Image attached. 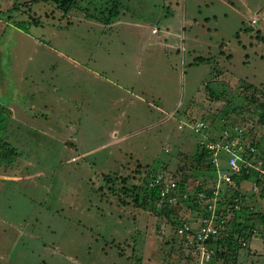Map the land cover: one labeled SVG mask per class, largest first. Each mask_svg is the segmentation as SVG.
<instances>
[{"label":"rangeland","instance_id":"rangeland-1","mask_svg":"<svg viewBox=\"0 0 264 264\" xmlns=\"http://www.w3.org/2000/svg\"><path fill=\"white\" fill-rule=\"evenodd\" d=\"M119 1L121 23L110 28L76 8L1 0L5 23L21 5L31 11L16 18L40 25L0 28V101L17 96L28 114L13 120L1 105L0 144L17 156L0 160V264H197L177 229L202 215L181 196L168 215L142 207L150 172L184 178L186 194L198 182L210 188L219 166L195 171L194 157L224 124L243 127V142L264 153V108L243 92L264 84V0ZM62 17L65 28L55 27ZM250 182L244 212L264 213ZM217 200L228 206L216 195L210 211ZM255 234L234 263L210 264H264V233Z\"/></svg>","mask_w":264,"mask_h":264},{"label":"trees","instance_id":"trees-1","mask_svg":"<svg viewBox=\"0 0 264 264\" xmlns=\"http://www.w3.org/2000/svg\"><path fill=\"white\" fill-rule=\"evenodd\" d=\"M43 2H51L54 4L57 9H60L63 13L68 12L69 10L76 8L80 11H83L85 13L86 19L95 20L97 22H100L102 24H111L118 20L122 4L119 0H100L101 2L98 5H94L93 8L90 10L88 7H80L78 5V0H41ZM92 3V2H91ZM15 9V6L10 9ZM38 18L22 21V20H13V24L26 31L27 28H29L32 25H39ZM195 60L197 61H206V58L202 57H196ZM208 60V59H207ZM209 62V61H207ZM243 92H245L248 101L254 105L256 108H264V102H258L259 96L264 97V84H260L259 87L250 83H246L243 87ZM212 93V91H211ZM249 94V95H248ZM248 95V96H247ZM212 97V96H211ZM0 110H3L2 106L0 105ZM3 115V114H2ZM4 116V115H3ZM261 119V122L264 119V114L262 113L259 120ZM4 125V124H3ZM3 125L0 124V127ZM225 124L223 128L225 129ZM223 129V130H224ZM222 130V132H223ZM222 132L220 133L218 138H213L211 141H218L222 139ZM245 133V132H244ZM243 133V134H244ZM242 134V135H243ZM244 136V135H243ZM244 139V138H242ZM247 143V140L245 141ZM201 144L198 143L197 152L194 157L195 165L194 169L195 171H208V170H216V168L210 163L209 156L207 154V151L200 146ZM249 145L253 146L254 148L258 149V144L255 142L249 141ZM7 145L6 144H0V151L2 150L3 153L0 155V160L10 163L13 160V158H16L17 153L14 154L13 152L8 155L6 150ZM257 158L264 161V153L259 152L257 155H251L247 158V161H255ZM0 161V162H1ZM163 172V171H162ZM202 173V172H201ZM228 173H230L229 182L224 181V187L227 189H222L220 185L217 184V178H213V182L211 184L210 188L203 189V182L196 183L192 193L186 194L184 191V183L185 179H181L180 182L176 181L177 189L183 194L185 193L186 196H181L180 200H183L187 202V204L190 205L192 209L197 210V214L202 216H209V209H208V203H205V205H201V202L198 201V194L205 192L207 196H212V194L217 189L218 194L222 199L228 201L227 207H222L221 200H217V205H221L220 209L216 211V215L218 217H222L226 220L225 228L220 231L219 235L215 239H211L207 242V244L212 249L211 259L214 256L215 258L222 257L224 262L225 261H232L235 260V258L238 255V252L240 249H242L244 246H242V243H245L253 238L255 236V232L258 233H264V213L262 212H244L245 203H246V196L240 191L241 186L243 185L244 181L251 180L252 183L256 182L259 185V195L260 197H264V182H262L258 176V174L250 169L249 166L243 165L241 163L240 169L237 172H231L228 170ZM145 183V182H144ZM223 187V188H224ZM227 190H232V193L227 194ZM143 199L140 202V205L142 207H145L146 204H154L156 205V197H157V191L156 190H148L147 182L144 185V190L141 192ZM241 198L239 203V208H235L236 205V199ZM152 202L153 203H147ZM179 201V200H178ZM180 202V201H179ZM177 202V204H179ZM174 206H178V205ZM157 206V205H156ZM172 205H163L160 208H162L163 212L157 213L158 215H168L171 213V210L174 207ZM202 208V209H201ZM244 212V213H242ZM242 214H246L247 216H242ZM248 221H250V224H248ZM189 223V222H186ZM258 227V228H257ZM213 248H212V247ZM210 260L207 261L206 264H210ZM234 263V262H233ZM226 264V263H225Z\"/></svg>","mask_w":264,"mask_h":264},{"label":"built area","instance_id":"built-area-1","mask_svg":"<svg viewBox=\"0 0 264 264\" xmlns=\"http://www.w3.org/2000/svg\"><path fill=\"white\" fill-rule=\"evenodd\" d=\"M255 23V20H252ZM206 127V123L203 121H198L195 124V130L201 131ZM244 133L243 127H233V129L225 128L222 132V139L216 142L209 141L207 144H204L202 141L200 144L204 146V149L207 151L209 156L210 163L218 168L219 166V152L224 151L227 154V164L228 170L231 172H237L240 169L241 163L245 166H249L250 169L255 171L260 180L264 182V161L257 158L255 161H247V158L251 155L259 154V151L249 143L243 142L242 134ZM228 170L225 173L219 171L218 178L229 182L230 173ZM218 184V182H217ZM148 190H156V204L158 206L163 205H172L174 206L177 203V197H185V193H179L177 189L176 181L164 175L162 172H150L147 179ZM253 190H259V185L254 182L252 185ZM219 195L217 189L212 194V196H207L206 194L199 193L198 201H209L213 199L214 196ZM241 198H237L235 208H239ZM215 202V201H214ZM211 208L208 205V209ZM209 216H200L198 217V222L195 225L191 223H184L180 228L177 229V233L186 238L187 244L191 245L192 253L198 254L197 264H205L212 254V249L208 246L207 242L211 239L216 238L220 231L225 228L226 220L222 217H218L216 212L209 210Z\"/></svg>","mask_w":264,"mask_h":264},{"label":"crops","instance_id":"crops-1","mask_svg":"<svg viewBox=\"0 0 264 264\" xmlns=\"http://www.w3.org/2000/svg\"><path fill=\"white\" fill-rule=\"evenodd\" d=\"M38 2H36V3H39V2H42L41 0H37ZM31 3H33V1H30V3L29 4H31ZM44 3H47V2H44ZM14 7V6H13ZM27 8H25V6H21L20 5V7L18 6V7H16L15 6V9H13L11 12H13L14 13V17H10V19H8V21L9 22H11L10 24H11V26H13V27H15L16 29H20V28H18V27H16L14 24H13V20H21V19H18V18H16V15L17 14H20L19 12L18 13H15V11H20V12H23L24 10H26V11H28V13L27 14H29L30 13V7H28V6H26ZM8 11H9V9H8ZM0 13H2V9H1V0H0ZM30 16V15H29ZM28 15H27V20H30V17H29ZM39 18V17H38ZM40 20V19H39ZM60 20H62L63 21V23L62 24H60V25H55V27H58V28H60V27H62L63 29L65 28L64 27V17H62ZM41 21V20H40ZM85 21H87V20H85ZM9 22H4V21H2V19H1V17H0V28L2 27V25L3 24H5V25H7L8 26V24H9ZM78 22V21H77ZM90 22V21H89ZM121 23V19H119L118 18V20H116L115 22H113V23H111L110 24V28L111 27H113V26H115V25H118V24H120ZM39 25H40V23H39ZM53 24H51V26H52ZM52 28H54V26H52ZM14 101H13V100ZM12 99H9L7 102L8 103H6V104H3L2 102L3 101H0V105H3L4 107H7L10 111H11V119H13V120H15V119H22L20 116H26V115H28L26 112H25V110L24 111H22L21 110V107H20V105L19 104H17V100H18V97L17 96H15V97H13ZM0 100H2L1 98H0ZM118 100V99H117ZM118 101H123V98H121V99H119ZM30 103H31V101H30ZM113 103H114V101H113ZM32 106H33V104H31ZM30 106V105H29ZM28 106V107H29ZM17 110L18 111H20L19 112V114H17ZM16 112V113H15ZM222 165H226L227 166V169H225V167H222ZM228 170V164H227V159H225L224 160V163L223 162H221L220 163V165H219V171L223 174V173H225L226 171ZM2 176H0V178H1ZM9 178V185L6 187V188H10V183H11V181H13V180H10V179H13V178H11V177H8ZM219 179L220 178H217V182L219 181ZM251 183V185H253V183H252V181L250 182ZM245 186V185H244ZM1 189V188H0ZM259 191V190H258ZM259 193V192H258ZM197 219V218H196ZM194 220V219H193ZM197 222H198V219H197ZM197 222H195V223H193V222H189V223H191L192 225H195V224H197Z\"/></svg>","mask_w":264,"mask_h":264}]
</instances>
